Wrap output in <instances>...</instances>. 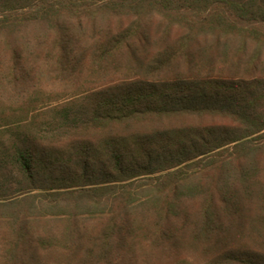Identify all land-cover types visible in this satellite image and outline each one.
Segmentation results:
<instances>
[{"label":"trees","instance_id":"16d2710c","mask_svg":"<svg viewBox=\"0 0 264 264\" xmlns=\"http://www.w3.org/2000/svg\"><path fill=\"white\" fill-rule=\"evenodd\" d=\"M0 44V264H264V0H0Z\"/></svg>","mask_w":264,"mask_h":264},{"label":"rangeland","instance_id":"374dc122","mask_svg":"<svg viewBox=\"0 0 264 264\" xmlns=\"http://www.w3.org/2000/svg\"><path fill=\"white\" fill-rule=\"evenodd\" d=\"M33 28L35 27H30L29 29H27V31H31L33 30ZM255 45V44H253ZM253 46H251L250 48H248V52H253L254 51V48H252ZM0 50H4V54H6V46L4 44H0ZM42 63V62H41ZM45 62H43L42 64H44ZM260 65L259 67H261V63L258 64ZM246 68V67H245ZM259 70H257V73ZM244 73L250 75L251 73L249 72L248 68H246V71H244ZM125 75V74H123ZM54 77H56L54 75ZM116 78L118 77L115 76ZM119 77L123 78V76L120 74ZM115 78V79H116ZM88 79L87 76H82L79 80L80 81H77V87L75 86H72V87H68L66 86V84L62 81V80H59L56 78H46L45 81L43 82H37L36 84H34L31 88H29L28 90H30V93H32V91H36L37 89H41L39 91H41V93H46L47 92V95L48 94H52L54 95L55 98L59 99V100H62V101H69V100H72V99H77V97L81 96L80 98L83 97V93L85 90H87V84L88 83ZM41 93H38L40 94L37 99L40 100L41 99V102H39V107H42V105L44 104V95L41 94ZM29 94V93H28ZM58 96V97H56ZM50 98L49 96L46 97L47 99V102H50V101H53V98ZM43 98V99H42ZM13 101V98L9 99V93L7 91V93L5 92H2L1 96H0V108H3L4 106L6 105H11ZM25 124H22L20 129H25V127L27 125ZM29 125V124H28ZM36 126L35 124H30V126H27L28 129H36ZM38 127V126H37ZM43 127V126H42ZM7 138V137H6ZM1 139H0V143H1Z\"/></svg>","mask_w":264,"mask_h":264}]
</instances>
